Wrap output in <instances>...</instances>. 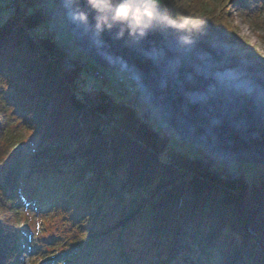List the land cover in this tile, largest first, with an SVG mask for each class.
Wrapping results in <instances>:
<instances>
[{
    "label": "trees",
    "instance_id": "1",
    "mask_svg": "<svg viewBox=\"0 0 264 264\" xmlns=\"http://www.w3.org/2000/svg\"><path fill=\"white\" fill-rule=\"evenodd\" d=\"M158 1L211 43L232 28L228 7L211 0ZM234 4L264 23V0ZM10 8L0 23V264L25 262L31 238L36 264H264V175L235 177L202 147L180 148L135 86L139 97L103 86L94 97L79 70L62 68L63 45L36 34L48 17L34 0Z\"/></svg>",
    "mask_w": 264,
    "mask_h": 264
},
{
    "label": "water",
    "instance_id": "2",
    "mask_svg": "<svg viewBox=\"0 0 264 264\" xmlns=\"http://www.w3.org/2000/svg\"><path fill=\"white\" fill-rule=\"evenodd\" d=\"M46 1L59 5L83 53L128 75L181 138L226 166L264 165V67L177 24L156 22L144 37L128 35L122 25L98 31L88 0ZM158 7L171 20L160 2ZM79 13L87 14V23L74 18Z\"/></svg>",
    "mask_w": 264,
    "mask_h": 264
},
{
    "label": "rangeland",
    "instance_id": "3",
    "mask_svg": "<svg viewBox=\"0 0 264 264\" xmlns=\"http://www.w3.org/2000/svg\"><path fill=\"white\" fill-rule=\"evenodd\" d=\"M211 1H212L210 3L211 6H217L219 8L228 7L229 15H228L227 21L231 25L232 28H230V29L227 28V29L223 30V33H222L223 42L211 43L210 41H207V40L201 38L199 35L188 30L186 28V26H184L181 29L187 31L188 33H190L194 36L201 38L202 40H204L208 43H211L214 45H219V44L225 45L228 48H230L235 54L240 56L241 58L250 60V61L264 67V65H262L261 63H259L255 59V58H257L258 60H260L261 62L264 63V23L257 25V26L254 25L252 23L251 18L246 17L242 13V11L239 9L238 5L234 4V2L236 0H211ZM12 2H13V0H0V12H2L1 17H0V23H3L6 20V18L13 13V9L8 7V5H10ZM161 4L165 8V3L163 2ZM48 6L52 9H54L58 5L54 2L49 1ZM207 8L210 9L211 7H209V5H208ZM166 11H167V9H166ZM167 13H168L169 17L171 18V20L175 22V24H177L178 26L181 24V23L176 22L174 19H172V17L170 16L168 11H167ZM260 14H261V17H264V8L262 9ZM36 34H38V35H51L58 43H61L64 45H70L72 48V55L77 57L79 60H81L80 64H84V61H87V63H88L87 66L98 67L97 64L92 59H90L89 57H87L83 53L82 49L76 43L73 34L70 32V30L68 29V27L66 25V19H65V16L61 10H60V14H58V16L54 20L50 19L48 16V18L43 22V24H41L38 27ZM238 39L243 41L246 44V47H249V48L254 50V52H255V54H254L255 58L254 59H250V58L242 56L243 52L240 48V46H241V45H239L240 43H238ZM61 66L64 69V71H66L65 66L62 64V62H61ZM102 69L106 73V75L110 78V81H112V83L103 84L104 89L107 92H109L115 99H118V100L129 99L132 96V94L130 92L125 91L124 95H120L116 92L113 85L119 84L124 88L132 89L133 88L132 86L136 87L133 80L128 75L124 74L123 72H121L119 70H112V69L105 68V67H102ZM80 74L85 76L88 86L92 87L93 91H96L100 87L101 84H99L98 81H96L94 78H92L88 74V72L85 68H81ZM136 91H137V93H140V91L137 87H136ZM148 103L151 105L150 102H148ZM17 121L18 120H16V123H18ZM154 121L156 123H158L157 124L158 126H161V121L163 122L162 118L160 117V115L156 109H155V113H154ZM164 128H165V130H168V128H170V127L167 125ZM25 135L30 136V133H28V134L26 133ZM176 135H177V137H175V140L178 142L177 145L180 148H183V149L192 148L190 146L191 142L184 140L177 133H176ZM178 137L181 138L182 140H184V142L182 140L179 141L180 139ZM29 140H31V139L29 138ZM28 148L29 147H27L25 150H28ZM205 151H207V150L203 148L202 151H200V153L203 154ZM211 155L216 160L217 165H219V166L224 165L220 158H217L213 154H211ZM248 164H251V163H244L242 161H235L229 167L231 169H233L234 171H237L241 168V166L248 167ZM254 165H252V168H251L252 172L250 171L249 176L250 175H252V177L254 175L255 176H263L264 175V165H262V164H256L255 166ZM24 213H27V211ZM220 215H225V210L223 212H221ZM25 216H26V214H25ZM33 217H35V215H33ZM31 246H32L31 243H29L27 246L28 250H27V254H26L28 257H27L25 262H21L20 264H33L34 262H35V264L37 263L38 260H35L34 262H32V260L30 258V256L32 257L33 255H35V254H31L32 253V250L30 248ZM39 261H41V260H39ZM43 264H49V263H43ZM237 264H245V263L239 262Z\"/></svg>",
    "mask_w": 264,
    "mask_h": 264
},
{
    "label": "clouds",
    "instance_id": "4",
    "mask_svg": "<svg viewBox=\"0 0 264 264\" xmlns=\"http://www.w3.org/2000/svg\"><path fill=\"white\" fill-rule=\"evenodd\" d=\"M88 3L97 13L98 31L112 30L114 25H122L128 35L144 37L156 22L176 26L174 21L159 11L158 0H88ZM74 18L83 23L88 22L86 13H79ZM184 26L179 25L180 28ZM123 35L122 30L119 36Z\"/></svg>",
    "mask_w": 264,
    "mask_h": 264
},
{
    "label": "built area",
    "instance_id": "5",
    "mask_svg": "<svg viewBox=\"0 0 264 264\" xmlns=\"http://www.w3.org/2000/svg\"><path fill=\"white\" fill-rule=\"evenodd\" d=\"M17 2L18 0H13L10 7L15 6ZM34 2L36 3L37 6H39L43 10V12L47 15V17L49 16L50 19L54 20L60 13L59 6L52 9L48 6L47 2H45L44 0H34ZM63 50H64V56L61 62L65 66V70L67 72L72 73L73 71H76L78 69L85 68L88 74L94 77L98 82L106 83L110 81V78L106 75V73L103 71L102 68L87 66L88 63L86 61H84V64H80L81 60H79L77 57L72 55V48L70 46H64ZM114 88L117 89L118 91H120L121 89L119 84H115ZM132 91H134L133 88H132ZM246 171L248 170L239 169L235 172L234 176L235 177L240 176Z\"/></svg>",
    "mask_w": 264,
    "mask_h": 264
},
{
    "label": "bare ground",
    "instance_id": "6",
    "mask_svg": "<svg viewBox=\"0 0 264 264\" xmlns=\"http://www.w3.org/2000/svg\"><path fill=\"white\" fill-rule=\"evenodd\" d=\"M100 87H101V85H100ZM100 87L96 90V91H99L100 90ZM120 87H121V89H120V91H118L117 89H115L116 90V92L118 93V94H120V95H124V93H125V91H128V92H131V94H136V93H134V91H132V89H130V88H124V87H122L121 85H120ZM93 91V90H92ZM94 92V91H93ZM137 95V94H136ZM138 96V95H137ZM141 96V95H140ZM139 97V96H138ZM145 99V98H144ZM223 166H225V165H223Z\"/></svg>",
    "mask_w": 264,
    "mask_h": 264
}]
</instances>
